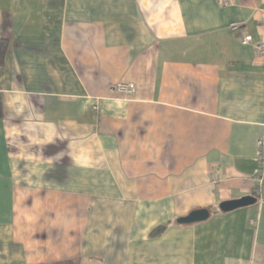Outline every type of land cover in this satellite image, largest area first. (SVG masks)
Here are the masks:
<instances>
[{
  "label": "crops",
  "instance_id": "obj_1",
  "mask_svg": "<svg viewBox=\"0 0 264 264\" xmlns=\"http://www.w3.org/2000/svg\"><path fill=\"white\" fill-rule=\"evenodd\" d=\"M227 1L0 0V264H264V0Z\"/></svg>",
  "mask_w": 264,
  "mask_h": 264
},
{
  "label": "built area",
  "instance_id": "obj_2",
  "mask_svg": "<svg viewBox=\"0 0 264 264\" xmlns=\"http://www.w3.org/2000/svg\"><path fill=\"white\" fill-rule=\"evenodd\" d=\"M225 5L228 4L227 0H220ZM231 30L239 31V25L237 23H233L230 26ZM243 44H248L251 42V37L242 36ZM256 52L264 57V42L256 45ZM117 91L130 95L134 92V86L132 84H124L121 83L117 86ZM260 151L258 155V171L256 174V180L258 181V189L257 194L259 195L261 203H264V139L259 142Z\"/></svg>",
  "mask_w": 264,
  "mask_h": 264
},
{
  "label": "water",
  "instance_id": "obj_3",
  "mask_svg": "<svg viewBox=\"0 0 264 264\" xmlns=\"http://www.w3.org/2000/svg\"><path fill=\"white\" fill-rule=\"evenodd\" d=\"M255 199L252 197H245L240 200L224 202L220 205V209L223 212H230L241 207H246L255 203ZM210 212L208 210H195L191 212L188 216L180 218L178 220L179 224H194L198 222H203L209 218Z\"/></svg>",
  "mask_w": 264,
  "mask_h": 264
},
{
  "label": "trees",
  "instance_id": "obj_4",
  "mask_svg": "<svg viewBox=\"0 0 264 264\" xmlns=\"http://www.w3.org/2000/svg\"><path fill=\"white\" fill-rule=\"evenodd\" d=\"M9 51V42L0 38V67L4 65ZM2 117V102L0 99V118ZM165 227H161L158 231H162Z\"/></svg>",
  "mask_w": 264,
  "mask_h": 264
}]
</instances>
